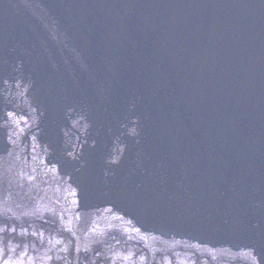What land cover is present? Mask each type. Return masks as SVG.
Segmentation results:
<instances>
[{
  "label": "water",
  "instance_id": "obj_1",
  "mask_svg": "<svg viewBox=\"0 0 264 264\" xmlns=\"http://www.w3.org/2000/svg\"><path fill=\"white\" fill-rule=\"evenodd\" d=\"M0 264H264V0H0Z\"/></svg>",
  "mask_w": 264,
  "mask_h": 264
}]
</instances>
